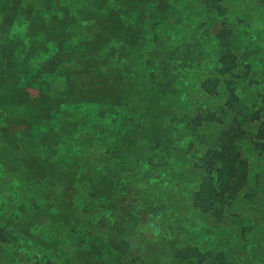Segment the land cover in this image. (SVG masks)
I'll use <instances>...</instances> for the list:
<instances>
[{
	"label": "rangeland",
	"instance_id": "1",
	"mask_svg": "<svg viewBox=\"0 0 264 264\" xmlns=\"http://www.w3.org/2000/svg\"><path fill=\"white\" fill-rule=\"evenodd\" d=\"M213 4L0 0V264H264V0Z\"/></svg>",
	"mask_w": 264,
	"mask_h": 264
},
{
	"label": "trees",
	"instance_id": "2",
	"mask_svg": "<svg viewBox=\"0 0 264 264\" xmlns=\"http://www.w3.org/2000/svg\"><path fill=\"white\" fill-rule=\"evenodd\" d=\"M214 2L215 0H203V3L208 10L219 13L220 6L216 8V6L213 4ZM221 43L226 46L228 44L226 40L221 41ZM224 53L225 54L220 52L216 56L215 74H217V71L218 73L220 72L224 75H229L232 73L233 65L227 61L228 55H226L230 53V50L226 49ZM166 72L168 73V76L166 75L167 81H173L175 78L174 76H171V68L166 67ZM155 76L157 77L158 84L165 85L168 83L159 77V72H157ZM220 81L221 80L219 76L214 74L209 75L202 81L201 89L208 95L217 96L221 91ZM233 89H236L235 86H233ZM240 162L241 160L235 159L229 163L230 166H227L222 162H215L214 164L203 167L209 177L204 182L205 186L201 187V189L196 192V200L194 199L196 205L202 211H210L214 212L215 215H220L219 211L227 208L230 203L238 198V191L241 189L246 180V170L243 174L242 169L244 166H242ZM163 222L164 220H162V223ZM113 252L116 251L109 247H105L103 250V253L109 254V256H112Z\"/></svg>",
	"mask_w": 264,
	"mask_h": 264
}]
</instances>
